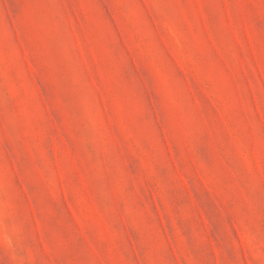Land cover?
<instances>
[{
    "label": "rangeland",
    "instance_id": "rangeland-1",
    "mask_svg": "<svg viewBox=\"0 0 264 264\" xmlns=\"http://www.w3.org/2000/svg\"><path fill=\"white\" fill-rule=\"evenodd\" d=\"M0 264H264V0H0Z\"/></svg>",
    "mask_w": 264,
    "mask_h": 264
}]
</instances>
